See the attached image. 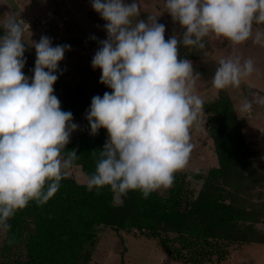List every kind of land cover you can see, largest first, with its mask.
<instances>
[{
  "label": "clouds",
  "instance_id": "9594fccd",
  "mask_svg": "<svg viewBox=\"0 0 264 264\" xmlns=\"http://www.w3.org/2000/svg\"><path fill=\"white\" fill-rule=\"evenodd\" d=\"M91 3L106 21L107 37L99 40L91 65L102 70L100 82L112 91L93 96L86 110L91 133L100 128L108 133L86 188L99 193L108 187L112 203L119 206L129 191L148 198L169 188L189 161L190 129L203 100L194 91L200 73L179 57L178 45L203 48V38L214 34L233 46L251 38L264 47V30L253 35L254 23L264 24V0H165V10L182 29L167 40L156 16L134 20L140 16L139 0ZM26 28L14 17L0 19V233L10 229L9 219L29 202L42 205L52 198L79 158L75 149L63 153L79 125L71 111L61 109L53 88L71 45L54 46L47 35L32 40L34 74L26 76ZM254 71L251 57L223 58L212 86L239 87ZM253 102L264 105V96L244 99L235 112H249Z\"/></svg>",
  "mask_w": 264,
  "mask_h": 264
},
{
  "label": "trees",
  "instance_id": "16d2710c",
  "mask_svg": "<svg viewBox=\"0 0 264 264\" xmlns=\"http://www.w3.org/2000/svg\"><path fill=\"white\" fill-rule=\"evenodd\" d=\"M97 83L108 91L100 78ZM53 88L62 90L59 78ZM71 89L70 99L75 102L65 101L62 110L86 117L93 96L81 85ZM235 109L224 90L203 102L218 165L207 172H192L190 176L200 181L197 190L190 187L186 173L177 171L166 192L143 198L139 191H129L123 203L114 206L108 187L99 193L88 191L86 183L67 175L46 203L31 201L9 219L0 264H90L102 226L136 230L185 264H220L234 247L264 245V231L257 227L264 222V201L255 198L264 187V174L258 173V152L246 141ZM107 136L105 128L92 134L88 124L77 136H70L63 153L75 149L79 158L74 165L89 176Z\"/></svg>",
  "mask_w": 264,
  "mask_h": 264
},
{
  "label": "rangeland",
  "instance_id": "374dc122",
  "mask_svg": "<svg viewBox=\"0 0 264 264\" xmlns=\"http://www.w3.org/2000/svg\"><path fill=\"white\" fill-rule=\"evenodd\" d=\"M26 15L30 20V27L25 29L23 40L27 67L23 68L26 76L34 73L36 50L32 47V40L39 41L42 35L52 39L53 45L70 44L71 49L65 51L63 60L59 62L58 75L62 90L54 94L63 104L70 99L71 93L79 85L83 86L92 96L111 92L109 88L97 83L102 70L94 69L91 60L100 47L99 40L106 39L103 25L106 23L93 7L91 0H25ZM130 2V0H126ZM165 0H139L140 16L135 19H146L156 16L159 23L165 25V39L173 34H180L182 29L178 22H173L171 15L165 10ZM22 20V19H21ZM23 21V20H22ZM24 22V21H23ZM257 30H264V24L253 25V35ZM95 36L97 39H92ZM204 47L198 45H178V55L192 62L194 74L200 73L196 79L195 94L204 101L216 98L220 90L212 86V78L221 59L229 56H240L242 59L251 57L255 62L256 71L251 76L242 79L239 87L223 89L232 98L236 108L244 99L253 100L254 94L264 96V47L254 44L250 38L243 44L233 46L223 37L209 34L203 38ZM58 80V79H57ZM250 88H254L250 89ZM261 92V93H260ZM243 125V134L252 148L257 150L256 164L259 174H264V105L253 102L252 109L239 115ZM73 122L79 125L71 133L77 136L89 124L85 116H74ZM191 143L193 145L187 165L179 170L181 175L187 174L186 180L190 187L196 190L200 181L190 176L192 172H207L211 167L218 165L214 150L213 139L207 125V113L203 110L190 129ZM67 175L86 183L87 175L79 165H73L67 170ZM262 178L264 176L261 175ZM264 183V181H262ZM167 189L158 190L161 193ZM256 200L264 201V187L257 190ZM264 231V222L257 224ZM98 242L93 249L90 264H185L173 260L159 246L155 239H146L138 231H117L111 227H99ZM3 233H0V247ZM220 264H264V245L259 243L245 244L234 247L227 260Z\"/></svg>",
  "mask_w": 264,
  "mask_h": 264
},
{
  "label": "crops",
  "instance_id": "0c3cea01",
  "mask_svg": "<svg viewBox=\"0 0 264 264\" xmlns=\"http://www.w3.org/2000/svg\"><path fill=\"white\" fill-rule=\"evenodd\" d=\"M27 2L29 0H26ZM27 3L25 0H0V19L7 18L9 16L14 17L17 21L21 19L30 27V20L27 18L26 9ZM28 28H26L27 30ZM2 34V30H0Z\"/></svg>",
  "mask_w": 264,
  "mask_h": 264
},
{
  "label": "water",
  "instance_id": "95a60500",
  "mask_svg": "<svg viewBox=\"0 0 264 264\" xmlns=\"http://www.w3.org/2000/svg\"><path fill=\"white\" fill-rule=\"evenodd\" d=\"M26 67H27V65L25 64L24 68H26Z\"/></svg>",
  "mask_w": 264,
  "mask_h": 264
}]
</instances>
